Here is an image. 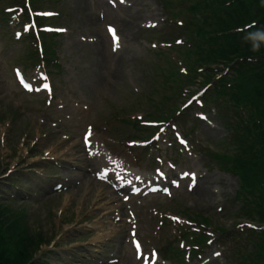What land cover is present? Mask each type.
Masks as SVG:
<instances>
[{
	"label": "rangeland",
	"instance_id": "obj_1",
	"mask_svg": "<svg viewBox=\"0 0 264 264\" xmlns=\"http://www.w3.org/2000/svg\"><path fill=\"white\" fill-rule=\"evenodd\" d=\"M24 1L0 0V207L40 239L37 264H264L250 243L263 216L229 170L247 133L212 91L238 62L200 38L227 17L209 22L203 0ZM125 170L133 183L115 189Z\"/></svg>",
	"mask_w": 264,
	"mask_h": 264
},
{
	"label": "trees",
	"instance_id": "obj_2",
	"mask_svg": "<svg viewBox=\"0 0 264 264\" xmlns=\"http://www.w3.org/2000/svg\"><path fill=\"white\" fill-rule=\"evenodd\" d=\"M203 2V6H206V3L210 6L207 7L208 12L206 10L204 12L210 15L209 22L212 19L216 20L215 16L218 13L227 17L225 26L217 19L214 28L206 30V33L202 34L204 37H200L210 46L206 54L213 53L222 59L231 58L238 62L232 67L235 74L231 80L227 79L229 76L223 77L212 84L213 92L216 91L215 87H218L222 95L229 94L231 99L229 102L234 105V109L239 107V116L235 114L237 121L234 129L241 127L247 133L246 138L235 141L237 149L234 153V156L243 154L245 161L236 163L231 158L233 164L229 166V170L238 176L237 195L245 203L243 206L245 212L250 214L253 210L259 211L264 221V33L260 36V31L264 30V0H203ZM250 5L253 6V13H247L249 8L247 6ZM204 14L202 18L205 17ZM197 32L204 30L200 29ZM246 40L253 43L254 50L245 49ZM224 42L227 45L225 48V44H222ZM252 58L255 59V63L249 66L248 60ZM244 104L253 107L254 118H251V114L250 116L245 113ZM240 120H243L244 124H241ZM214 156L222 161L223 166L226 159L230 158V155ZM22 223L19 214H12L0 207V264H37L33 253L40 239L30 234ZM257 235L258 239L250 243L260 260L263 256L264 262V222Z\"/></svg>",
	"mask_w": 264,
	"mask_h": 264
},
{
	"label": "snow or ice",
	"instance_id": "obj_3",
	"mask_svg": "<svg viewBox=\"0 0 264 264\" xmlns=\"http://www.w3.org/2000/svg\"><path fill=\"white\" fill-rule=\"evenodd\" d=\"M249 27H251V25L249 26ZM109 32L110 33H112V35H113V39L115 40L116 39V37H115V33H114V30L111 28V26H109ZM179 43V42H178ZM119 45H118V43L115 45V47H118ZM115 47H114V50H115ZM43 87L44 88H47V85H43ZM29 90H36V91H39L40 89L39 88H37V89H32V88H29ZM193 100H197V98L196 97H193ZM193 101H189V104H191ZM186 107H187V105H186ZM162 131H164L163 129H161V132ZM154 139H159V136L157 135V137H155ZM185 175H188L187 173L185 174ZM192 176H193V179L195 178V174H192ZM121 179H124L123 177H121ZM141 178L140 177H135V180H140ZM126 183H128V184H132L133 183V181L131 180V179H129V180H127L126 181ZM134 190H138V189H134ZM217 255H219V253H217ZM146 264H147V261H146Z\"/></svg>",
	"mask_w": 264,
	"mask_h": 264
},
{
	"label": "bare ground",
	"instance_id": "obj_4",
	"mask_svg": "<svg viewBox=\"0 0 264 264\" xmlns=\"http://www.w3.org/2000/svg\"><path fill=\"white\" fill-rule=\"evenodd\" d=\"M100 186H102L103 184H102V182H97ZM204 187H202V189H203ZM203 191V190H202ZM107 233L105 232V233H102L101 235H96L95 236V241H101V240H103L105 237H107ZM143 255V253H142V251L139 253V256H142ZM152 264H155V262L154 263H152Z\"/></svg>",
	"mask_w": 264,
	"mask_h": 264
}]
</instances>
